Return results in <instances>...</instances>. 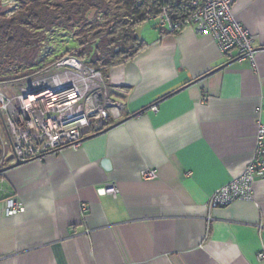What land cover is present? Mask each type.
Returning <instances> with one entry per match:
<instances>
[{
	"label": "crops",
	"instance_id": "0c3cea01",
	"mask_svg": "<svg viewBox=\"0 0 264 264\" xmlns=\"http://www.w3.org/2000/svg\"><path fill=\"white\" fill-rule=\"evenodd\" d=\"M232 13L254 36L255 66L191 26L135 27L143 47L104 74L121 103L113 123L125 120L4 170L24 209L4 215L0 190V264H264V176L248 200L207 204L264 124V0H234ZM147 167L155 178H141Z\"/></svg>",
	"mask_w": 264,
	"mask_h": 264
},
{
	"label": "built area",
	"instance_id": "2783aa9c",
	"mask_svg": "<svg viewBox=\"0 0 264 264\" xmlns=\"http://www.w3.org/2000/svg\"><path fill=\"white\" fill-rule=\"evenodd\" d=\"M143 0H134L138 5ZM234 0H188L184 17L174 18L172 8L162 4L149 18L166 33L185 26L197 34H211L221 51L232 60H248L255 66L254 36L233 15ZM153 110L156 106H151ZM121 116V103L111 97L101 68L81 62L74 52L63 54L39 71L14 80L0 81V167L9 158L40 159L63 148L77 149L92 129L107 119ZM1 169V168H0ZM142 179L156 177V169L144 168ZM264 176V124L258 122L252 157L239 173L209 196L208 207L227 205L251 198L252 183ZM0 171V190L5 195L3 214L23 211L24 205L13 191L4 187ZM113 193V186L100 189ZM81 210L86 205L81 204ZM259 259L264 252L257 254Z\"/></svg>",
	"mask_w": 264,
	"mask_h": 264
},
{
	"label": "trees",
	"instance_id": "16d2710c",
	"mask_svg": "<svg viewBox=\"0 0 264 264\" xmlns=\"http://www.w3.org/2000/svg\"><path fill=\"white\" fill-rule=\"evenodd\" d=\"M14 2L7 11L0 0V81L35 73L72 52L84 64L101 68L104 75L109 67L132 58L143 47L135 27L158 13L162 4L172 8L174 18L184 17L191 8L188 0H143L138 5L134 0ZM54 31L67 33L77 47L48 60L41 47ZM113 122L109 118L106 124Z\"/></svg>",
	"mask_w": 264,
	"mask_h": 264
},
{
	"label": "rangeland",
	"instance_id": "374dc122",
	"mask_svg": "<svg viewBox=\"0 0 264 264\" xmlns=\"http://www.w3.org/2000/svg\"><path fill=\"white\" fill-rule=\"evenodd\" d=\"M4 8L9 11L11 8H13L15 2L14 0H2ZM155 23V20H151L149 22L143 23L142 26L139 27L138 31L139 32L142 27L147 28L151 26L153 23ZM67 33L65 32H59V31H54L52 35L49 37L51 39H48L46 42L42 43L41 47V54H47L48 53V60L52 59L56 55H60L61 53H65V49H75L77 47L76 42H74V39L69 38ZM78 49V48H77Z\"/></svg>",
	"mask_w": 264,
	"mask_h": 264
},
{
	"label": "water",
	"instance_id": "95a60500",
	"mask_svg": "<svg viewBox=\"0 0 264 264\" xmlns=\"http://www.w3.org/2000/svg\"><path fill=\"white\" fill-rule=\"evenodd\" d=\"M123 120H125V119H120L119 121H117V122H115V123H111V124H106V122L104 121V122L102 123V127H101L100 129H98V130L95 131L94 133H91V134L87 135L83 140H85V139L88 138V137L95 136V135L98 134V133L105 132V131L109 130L110 128L114 127L115 125L121 123ZM26 161H27V160H26ZM26 161H25V160H24V161H23V160H16V161L13 162L12 164H10V165H8V166H6V167H4V168H1L0 171H4V170H6V169H8V168H11V167H14V166L20 165V164H22V163H24V162H26Z\"/></svg>",
	"mask_w": 264,
	"mask_h": 264
}]
</instances>
